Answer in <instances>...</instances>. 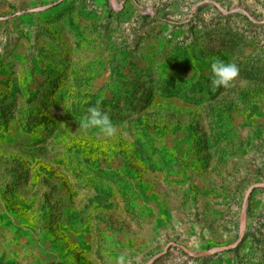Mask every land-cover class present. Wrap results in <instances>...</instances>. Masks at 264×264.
I'll return each instance as SVG.
<instances>
[{
	"label": "rangeland",
	"instance_id": "374dc122",
	"mask_svg": "<svg viewBox=\"0 0 264 264\" xmlns=\"http://www.w3.org/2000/svg\"><path fill=\"white\" fill-rule=\"evenodd\" d=\"M263 182L264 0H0V264H264V187L182 247Z\"/></svg>",
	"mask_w": 264,
	"mask_h": 264
},
{
	"label": "clouds",
	"instance_id": "9594fccd",
	"mask_svg": "<svg viewBox=\"0 0 264 264\" xmlns=\"http://www.w3.org/2000/svg\"><path fill=\"white\" fill-rule=\"evenodd\" d=\"M212 73L211 84L213 87L227 86L231 80L239 75V67L235 63H226L220 59H213L210 65ZM79 128L88 130L99 128L101 132L111 135L114 131L108 113L102 111L100 107H89L87 114L79 121ZM118 264H125V257L121 255Z\"/></svg>",
	"mask_w": 264,
	"mask_h": 264
},
{
	"label": "water",
	"instance_id": "95a60500",
	"mask_svg": "<svg viewBox=\"0 0 264 264\" xmlns=\"http://www.w3.org/2000/svg\"><path fill=\"white\" fill-rule=\"evenodd\" d=\"M254 187H264V182L263 183H256L255 185L251 186L248 189L247 193H246L245 200H244V205H243V211H242V215H241V233H240V238L238 239V241L235 244L224 246V247L212 248V249L207 250V251H197V252H192V251L188 250L186 247L181 245L183 247V249H185L191 255L201 256V255L213 254L216 251L221 250L223 248L230 249L232 247H235L242 240L244 232H245V227H246L245 214H246L247 207H248V197H249L250 192L253 190Z\"/></svg>",
	"mask_w": 264,
	"mask_h": 264
}]
</instances>
